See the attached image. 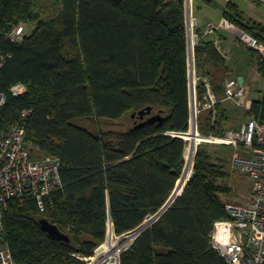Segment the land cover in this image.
<instances>
[{"label": "trees", "instance_id": "obj_1", "mask_svg": "<svg viewBox=\"0 0 264 264\" xmlns=\"http://www.w3.org/2000/svg\"><path fill=\"white\" fill-rule=\"evenodd\" d=\"M41 1L0 0V92L7 95L0 134L32 109L26 137L38 148L32 157L59 158L63 185L44 213L29 196L9 203L0 249L10 248L16 264H86L77 256L95 255L109 217L118 236L139 228L166 205L184 173L187 143L171 134L188 132L191 118L186 4ZM224 17L264 44V25L247 22L233 2ZM20 24L33 29L13 44L7 34ZM248 49L264 81V57ZM195 59L199 129L224 138L242 116L223 103L227 60L214 43L202 41ZM206 81L218 99L216 114L203 109ZM17 84L27 93L14 97ZM148 108L144 120H160L136 129L143 120L133 114ZM245 117L264 123V89ZM228 164L199 146L194 179L121 255V264H227L210 241L216 222L230 219ZM41 219L68 234L70 243L51 238Z\"/></svg>", "mask_w": 264, "mask_h": 264}, {"label": "built area", "instance_id": "obj_2", "mask_svg": "<svg viewBox=\"0 0 264 264\" xmlns=\"http://www.w3.org/2000/svg\"><path fill=\"white\" fill-rule=\"evenodd\" d=\"M264 3V0H257ZM194 0H185L186 24L188 30L189 64L192 70L190 75V107L191 118L189 130L186 133H173L174 137H180L187 143L185 157L188 154L194 162L200 143H217L231 146L235 149L232 169L247 175L251 179V197L246 205L240 207L227 206L226 211L230 219L218 221L211 237V247L227 264H264V123L257 118H251L240 129L228 130L224 138L205 136L199 129V116L201 104L197 95V79L194 73V55L198 46L196 39V19L193 17ZM190 10V18L187 10ZM33 28L20 24L7 34V39L13 44H20L31 33ZM218 26L209 23L206 27L208 34H213ZM194 33V38L191 35ZM240 40L244 45L258 51L264 57V44L249 32L242 31ZM190 72V69H189ZM207 94L203 109L212 110L216 114L218 99L209 82L206 81ZM27 93L24 84H17L11 89L14 97ZM226 93L236 99L237 105L250 110L253 102L245 97V89L237 83L226 85ZM7 102V95L0 92V113ZM32 109L22 111L20 121L9 131L0 134V236L4 231L3 213L9 203L14 200L23 201L29 196L34 199L41 213L47 211L49 201L54 192L62 188L61 160L56 157L46 156L33 158L32 148H35L27 139V125ZM191 136L187 139L186 136ZM195 140V145L193 144ZM198 140V141H197ZM190 144L188 145V142ZM38 150V148H35ZM242 150L243 154L239 151ZM155 216V215H154ZM147 220L144 224L150 226L158 221L159 217ZM143 225V224H142ZM149 226V227H150ZM139 237L136 230L118 236L114 230V223L109 217L107 222L106 241L100 245L95 255L97 257L108 256L112 243L127 242L121 249L118 248L113 255L112 264H121L120 257L127 251ZM88 262L91 258H82ZM0 264H16L10 248L0 249ZM94 264V262L89 263Z\"/></svg>", "mask_w": 264, "mask_h": 264}, {"label": "crops", "instance_id": "obj_3", "mask_svg": "<svg viewBox=\"0 0 264 264\" xmlns=\"http://www.w3.org/2000/svg\"><path fill=\"white\" fill-rule=\"evenodd\" d=\"M226 2V5L222 7V10H220V13H218L217 17L215 19L213 18H201L195 17L197 21V29H199V32L201 35H198V45L200 41L202 42H212L214 45L221 51L225 59L227 60V66L229 68V73L226 78V81L224 83L225 88L226 85L234 82L237 83L240 87H243L245 89V97L247 100H251L252 102L259 98L256 97L254 99L248 97L247 92L248 88L251 86L253 82L256 81H263L260 74L258 73L257 66L252 62L251 53L249 52V49L246 45L242 43L240 40V34L241 30L233 25L230 24L224 17V12L227 10V6L229 2H233L231 0H224ZM255 2H259L257 0H254ZM207 4L211 7L214 5V1L211 0V2L206 1ZM261 3V2H259ZM215 17V15H213ZM209 23H214L218 26V30L213 34H208L206 32V27ZM257 24L258 22H251V24ZM194 73L196 78L198 79V75L196 72V59L194 55ZM242 79V85L239 83V80ZM197 81V85H198ZM223 103L235 109L238 107L242 110V116L241 118H238L235 127L232 128V130H239L240 127L247 122L250 118L245 117V113L248 111L245 108H242L237 105L236 99L234 97L229 96L227 93L225 95V98L223 100ZM234 113H236L234 111ZM231 130V129H230Z\"/></svg>", "mask_w": 264, "mask_h": 264}, {"label": "rangeland", "instance_id": "obj_4", "mask_svg": "<svg viewBox=\"0 0 264 264\" xmlns=\"http://www.w3.org/2000/svg\"><path fill=\"white\" fill-rule=\"evenodd\" d=\"M213 1H214V5L210 7L207 4L206 0H194L193 17L195 18L196 16L197 17L201 16L200 19L204 17L206 18L210 17L215 19L218 13H220V10H222V7L226 5V2L224 0H213ZM231 1H233V3L237 5L240 8V10L244 13L247 22L249 23L258 22L257 24L264 25V3L255 2L254 0H231ZM40 3L43 4L44 0H42ZM187 14L188 17L190 18L191 13L189 9L187 10ZM213 15H215V17ZM27 27L29 29L33 28L31 26H27ZM195 32H197V34L199 33V31L197 30ZM263 89H264V81L259 80L253 82L251 86L248 88L247 95L248 97L254 99L259 96V92ZM187 142L189 145L190 141ZM199 146H208L212 155L215 158H226V159L228 158L229 160L228 171L230 172V176L227 179V183L231 186L233 192L229 197L225 198V202L227 203V206L240 207L246 205L249 201V198L251 197V179L247 175H244L239 171L232 169L235 149L231 146L221 145L217 143H210V142L202 143V144L200 143ZM239 153L243 154V151L240 150ZM119 244H120L119 248L123 249L127 245V242L125 243L123 241H120ZM112 257L113 255L111 257L109 256L97 257L96 255H94L93 257H91L92 260L90 259L88 262H86V264L92 262H94V264H110V263L112 264L114 262V259H112Z\"/></svg>", "mask_w": 264, "mask_h": 264}, {"label": "water", "instance_id": "obj_5", "mask_svg": "<svg viewBox=\"0 0 264 264\" xmlns=\"http://www.w3.org/2000/svg\"><path fill=\"white\" fill-rule=\"evenodd\" d=\"M195 24H197V21H195ZM196 42L198 43V38L196 39ZM189 69H190V75H191V70H192V65L191 62L189 64ZM242 79L239 80V83L242 85ZM152 113L151 108H148L146 110H143L141 112H139L138 114H133V118L135 117H139L140 120H143V122L138 125L136 127V129L141 128L147 124H152L155 123L156 121L160 120L159 116H151L149 117L147 120H144L146 116H150ZM186 170V167H185ZM185 170L184 173L182 175V178L179 180V182L183 179V176L185 174ZM195 177V171L193 170L190 174V178L188 183L193 180ZM187 183V184H188ZM187 186V185H186ZM186 188V187H185ZM185 190V189H184ZM184 190L182 191V193L184 192ZM182 193L178 192V184L172 194V196L170 197L169 201L166 203V205L160 210V212L158 214H156L153 219L155 217H161L174 203L175 201L182 195ZM152 219V216H148L147 220ZM41 228L53 239L64 242L69 244L70 243V236L68 234L63 233L56 225L52 224L49 220L47 219H41L39 222ZM150 226V223L148 224H143L142 226H140L139 228L136 229V231L138 232L139 236L141 233H143L146 229H148Z\"/></svg>", "mask_w": 264, "mask_h": 264}, {"label": "bare ground", "instance_id": "obj_6", "mask_svg": "<svg viewBox=\"0 0 264 264\" xmlns=\"http://www.w3.org/2000/svg\"><path fill=\"white\" fill-rule=\"evenodd\" d=\"M193 38H194V33H192V35H191V39H193ZM186 137H188L187 139H191L192 138L190 135L189 136H186ZM193 144L195 145V140H194V143ZM185 162H186V165H185V167H186L185 174L183 176V179L180 182H178V192L179 193H182V191L185 189V187H186V185H187V183L189 181L190 174L193 171V165H192L193 164V161H192V157L187 154L186 157H185ZM119 246H120L119 243H115V242L112 243L110 245L109 250L106 251V252H108L107 255L109 257H111L112 255L116 254Z\"/></svg>", "mask_w": 264, "mask_h": 264}]
</instances>
